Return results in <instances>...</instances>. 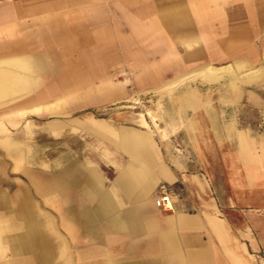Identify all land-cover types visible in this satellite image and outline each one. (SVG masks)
<instances>
[{
	"label": "crops",
	"instance_id": "obj_1",
	"mask_svg": "<svg viewBox=\"0 0 264 264\" xmlns=\"http://www.w3.org/2000/svg\"><path fill=\"white\" fill-rule=\"evenodd\" d=\"M69 39L110 43V65L117 57L137 69L132 80L155 86L177 79L168 70L264 67V0H110V26ZM141 49L153 51L147 61ZM45 67L41 54L0 56V103L26 96ZM73 124L85 129L72 137L74 147L60 137L58 154L43 153L26 190L10 198L0 191V209L10 214L7 224L0 217L10 250L0 264H66L68 257L70 264L73 257L77 264H264V139L250 138L246 149L245 136L226 128L221 141L233 144V157L224 155L217 183L206 165L169 161L145 130L122 126L110 137L109 121ZM10 141L2 139L20 154ZM160 183L173 189L168 211L154 204ZM31 192L56 216L41 213ZM16 226L20 232L1 237Z\"/></svg>",
	"mask_w": 264,
	"mask_h": 264
},
{
	"label": "rangeland",
	"instance_id": "obj_2",
	"mask_svg": "<svg viewBox=\"0 0 264 264\" xmlns=\"http://www.w3.org/2000/svg\"><path fill=\"white\" fill-rule=\"evenodd\" d=\"M131 3L136 6L138 0ZM96 25L110 26V0H0V56L16 50L41 54L50 65L37 75L34 89L25 92L26 96L0 103V191L9 198L17 194L18 187L27 189L29 173L42 169L43 153L51 152L52 159L58 154L60 137H67L68 150L74 147V135L81 137L85 132L74 121L86 125L109 121L110 137L122 126L145 130L162 144L169 161L176 158L180 163L206 165L217 183L219 172L228 164L224 155L232 156L234 149L233 144L221 141L226 128L245 136L246 149L250 148V138L264 139V67L242 66L236 72L232 67L209 65L186 73L164 71L179 74L177 79L156 86L149 81L136 82L132 79L137 69L132 65L118 63L117 57L110 65V43L69 39L70 34L80 35ZM142 53L147 61L153 51L141 49ZM145 68L154 71L153 65ZM205 68L209 79L204 76ZM51 123L60 126L52 127ZM5 138L21 149L20 154L9 152L2 143ZM37 156L39 161L34 160ZM162 192L170 194L172 203V186L160 183L154 204ZM31 194L40 212L56 216L54 209L46 208L43 198ZM0 217L5 224L10 222L9 212L3 209ZM11 219L18 225L14 217ZM16 227L1 237L20 232ZM52 237L59 240L58 230L53 233L52 229ZM9 252V244L1 239L0 262L10 258ZM69 259L66 264H70ZM71 260L77 264L75 257Z\"/></svg>",
	"mask_w": 264,
	"mask_h": 264
},
{
	"label": "built area",
	"instance_id": "obj_3",
	"mask_svg": "<svg viewBox=\"0 0 264 264\" xmlns=\"http://www.w3.org/2000/svg\"><path fill=\"white\" fill-rule=\"evenodd\" d=\"M155 205L159 208L168 209L171 207L170 194L162 192V194L156 198Z\"/></svg>",
	"mask_w": 264,
	"mask_h": 264
}]
</instances>
